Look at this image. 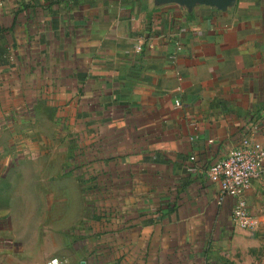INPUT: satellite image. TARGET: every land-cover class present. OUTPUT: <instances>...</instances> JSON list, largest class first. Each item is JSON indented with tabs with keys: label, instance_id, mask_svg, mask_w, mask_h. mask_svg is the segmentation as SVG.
<instances>
[{
	"label": "crops",
	"instance_id": "0c3cea01",
	"mask_svg": "<svg viewBox=\"0 0 264 264\" xmlns=\"http://www.w3.org/2000/svg\"><path fill=\"white\" fill-rule=\"evenodd\" d=\"M245 135L264 0H0V264H264V178L242 228L207 174Z\"/></svg>",
	"mask_w": 264,
	"mask_h": 264
},
{
	"label": "built area",
	"instance_id": "2783aa9c",
	"mask_svg": "<svg viewBox=\"0 0 264 264\" xmlns=\"http://www.w3.org/2000/svg\"><path fill=\"white\" fill-rule=\"evenodd\" d=\"M179 99L176 104H180ZM208 176L220 183L221 193L234 198L232 218L242 228H254L257 219L250 213L243 191L254 179L264 178V142L245 135L226 156L212 162L207 168ZM47 264H60L58 256H52Z\"/></svg>",
	"mask_w": 264,
	"mask_h": 264
},
{
	"label": "water",
	"instance_id": "95a60500",
	"mask_svg": "<svg viewBox=\"0 0 264 264\" xmlns=\"http://www.w3.org/2000/svg\"><path fill=\"white\" fill-rule=\"evenodd\" d=\"M157 3H176L187 9H193L196 5L205 4L215 6L221 10H227L233 6L236 0H155Z\"/></svg>",
	"mask_w": 264,
	"mask_h": 264
},
{
	"label": "rangeland",
	"instance_id": "374dc122",
	"mask_svg": "<svg viewBox=\"0 0 264 264\" xmlns=\"http://www.w3.org/2000/svg\"><path fill=\"white\" fill-rule=\"evenodd\" d=\"M66 145V143H64L62 146H65ZM64 157H65V159L68 161V158H69V155H68V153H65L64 154ZM78 176V175H77ZM70 178V177H69ZM48 188H50V187H48ZM40 213H41V215H44L45 214V212L43 211V212H41L40 211ZM46 215V214H45ZM44 218H45V220H44ZM41 217V223L40 224H42V223H45V224H47V225H49V226H52V224H53V222H52V220H50V218L49 217ZM31 225H33V222H30V226Z\"/></svg>",
	"mask_w": 264,
	"mask_h": 264
}]
</instances>
